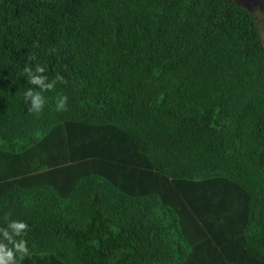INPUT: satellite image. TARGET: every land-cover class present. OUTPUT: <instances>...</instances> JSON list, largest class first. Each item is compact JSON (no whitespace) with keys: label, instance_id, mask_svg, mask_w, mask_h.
<instances>
[{"label":"trees","instance_id":"1","mask_svg":"<svg viewBox=\"0 0 264 264\" xmlns=\"http://www.w3.org/2000/svg\"><path fill=\"white\" fill-rule=\"evenodd\" d=\"M12 221L16 264H264L252 17L232 0H0V243Z\"/></svg>","mask_w":264,"mask_h":264},{"label":"clouds","instance_id":"2","mask_svg":"<svg viewBox=\"0 0 264 264\" xmlns=\"http://www.w3.org/2000/svg\"><path fill=\"white\" fill-rule=\"evenodd\" d=\"M39 71H42L43 69H38ZM39 82L38 80H33V83ZM66 104H67V97H62L61 99V109L66 110ZM27 228V225L24 222L19 221H12L9 224V231L8 229H4L2 231L3 240L7 241V244L0 243V264H16V261L14 259V252L13 248L16 252H19L21 254L27 253V247H26V241H19L17 242L14 237L21 235V233ZM14 230V233L13 231ZM8 244L13 245V248H9Z\"/></svg>","mask_w":264,"mask_h":264},{"label":"flooded vegetation","instance_id":"3","mask_svg":"<svg viewBox=\"0 0 264 264\" xmlns=\"http://www.w3.org/2000/svg\"><path fill=\"white\" fill-rule=\"evenodd\" d=\"M236 5L241 6L254 21L262 39L261 29H264V0H232ZM264 41V40H263Z\"/></svg>","mask_w":264,"mask_h":264},{"label":"rangeland","instance_id":"4","mask_svg":"<svg viewBox=\"0 0 264 264\" xmlns=\"http://www.w3.org/2000/svg\"><path fill=\"white\" fill-rule=\"evenodd\" d=\"M262 40H264V29H261Z\"/></svg>","mask_w":264,"mask_h":264}]
</instances>
